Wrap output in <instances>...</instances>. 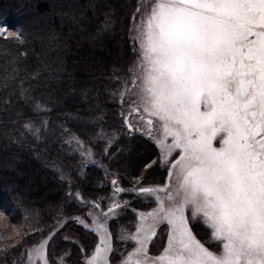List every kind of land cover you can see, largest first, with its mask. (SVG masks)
<instances>
[{
    "label": "snow or ice",
    "instance_id": "1",
    "mask_svg": "<svg viewBox=\"0 0 264 264\" xmlns=\"http://www.w3.org/2000/svg\"><path fill=\"white\" fill-rule=\"evenodd\" d=\"M131 21L137 58L128 68L130 80L112 95L121 104L129 95L124 122L138 130L129 120L138 114L142 134L159 149L145 168H166L167 183L143 186L141 175L139 186L126 189L117 174L107 211L90 210L91 224L80 217L58 220L27 249L28 264H50L49 245L70 221L98 238L85 264H116L109 221L128 206L117 199L127 192L154 206L137 212L134 232L122 227L115 237L133 245L118 264H264V0H138ZM114 26L105 13L97 35ZM0 38L25 43L23 30L9 31L6 20ZM25 128L39 138V129ZM73 140L81 157L91 159V149L74 136L67 142ZM102 199L80 202L98 209ZM200 226L211 247L197 238ZM161 233L167 243L152 255L149 246ZM26 235L17 232L15 243Z\"/></svg>",
    "mask_w": 264,
    "mask_h": 264
},
{
    "label": "trees",
    "instance_id": "2",
    "mask_svg": "<svg viewBox=\"0 0 264 264\" xmlns=\"http://www.w3.org/2000/svg\"><path fill=\"white\" fill-rule=\"evenodd\" d=\"M137 2L0 0V22L6 20L13 33L22 29L25 39L21 45L0 38V264L21 259L58 220L85 217L89 204L81 200L108 195L109 175L96 165L82 167L86 162L69 148L66 129L85 139L89 131L120 127V105L112 93L132 62L128 29ZM105 13L115 26L98 36ZM25 124L39 129V138ZM158 154L143 136L130 142L115 162L123 185L143 174L145 181L163 182L166 168L144 169ZM69 192H79L80 200ZM135 200L134 209L149 205ZM17 232L27 233L24 241L15 243ZM95 243L94 233L70 221L50 243L49 262L57 264L56 257L68 253L70 261L82 264Z\"/></svg>",
    "mask_w": 264,
    "mask_h": 264
},
{
    "label": "rangeland",
    "instance_id": "3",
    "mask_svg": "<svg viewBox=\"0 0 264 264\" xmlns=\"http://www.w3.org/2000/svg\"><path fill=\"white\" fill-rule=\"evenodd\" d=\"M136 58H137V54L133 52L132 62L130 64V66L133 64V62L136 60ZM125 80H130V73L129 72L126 75V77H124L120 81V86H119L117 93H119V91L123 90L124 84L122 83V81H125ZM117 97H118V103L120 105V111H119V119L121 121L120 127L119 126L114 127V128L105 127V129L100 128L98 131L95 130V132L89 131L88 133H84L85 139L71 133L70 131H68L66 129V131L68 132L67 133L68 134L67 141L71 140L72 137L74 136L83 142L84 150L91 149V151L93 153L91 159H85L84 157H81L84 159V162H86L85 164L88 166L96 165V166L100 167L102 172H104L105 177H106L105 170L107 169V175H109L108 178H109V183H110V190L108 192V195L106 197H104L105 199H102L99 201L100 205H101L100 208L93 209V208H91V205L89 204V208L87 210L86 216L80 217V218L84 219L85 222L88 224H91V218L88 216V212L90 210L93 212H96V213H99L101 211H107L108 205L110 203V200L107 198L111 196L112 190H113L112 185H111V179L114 178V176H116L118 174V171L115 169V162L118 160L119 152L123 151V149H125L130 142L134 141L135 139L137 140L139 136H143V137L148 139V137L146 135L142 134L144 131V125L140 122L138 114L133 113V115L131 117H129L130 122L138 130L130 131L124 122V117L128 116V112H129V105H130L129 95L126 94L124 96V103L123 104H121L120 96L118 94H117ZM122 113H123V115H121ZM151 142H153V141H151ZM67 144L69 145V148L73 152H75L79 156H81L80 151L77 149V146H76L74 140L72 141V143L67 142ZM97 149H99V151L102 153L101 160L103 162L100 161V159L97 157V154H98V152L96 151ZM125 153H127V152H125ZM144 169H147V168L144 167ZM138 177H141V176H137V178ZM142 177L143 178L140 180V184H142L143 186H154L157 184H164V183H167V179H168L167 178V169H166L165 179L161 183H150V181H151L150 178H149L150 181H145L144 174L142 175ZM137 178L131 177V179L127 180L130 183L126 184V185H123V181H121V179L119 178L120 186H122L126 189H131L133 187V185H137ZM137 186H139V185H137ZM117 199H119L121 201V203H123V201H128L129 203H128V206L126 208L118 209L117 210L118 215L109 221V230L114 234V239H113L114 247L119 249V252L115 253L114 257H113L116 264H118V262H119L120 253L122 252L126 256L127 252L131 251V248L133 245L131 242H128L127 244H125V243L119 241L118 239H116L115 237L120 234V230L122 227L125 228L128 232H134L135 231L134 225H135L136 218H137V212L148 211V210H150L151 206H154V205H148L146 209H135L136 211H133L134 208L131 206L132 205L131 200L136 199L135 203L143 204L142 206L147 204V200H145L144 198H141V197H137V196H135V194H133L131 192L121 193L119 195V197H117ZM129 211H131V213L127 214ZM207 231L208 230L206 229V227L200 226L196 229V234H197L198 239H201L202 242L206 243V246L211 247V245L208 244V241H207ZM95 239L97 242L98 238L95 237ZM166 243H167V237H166V235L161 233L158 237L154 238V244L149 246L150 247V254L158 255L162 251L163 246H165ZM37 244H35V245H37ZM35 245L29 247L28 249L34 247ZM61 258H63V264H79V263L70 261L68 259V253H65L61 256H57L56 257V263L57 264H61ZM85 262H86V256L83 259L82 264H85ZM13 264H28L27 250L24 252L23 257H21V259L17 260Z\"/></svg>",
    "mask_w": 264,
    "mask_h": 264
}]
</instances>
